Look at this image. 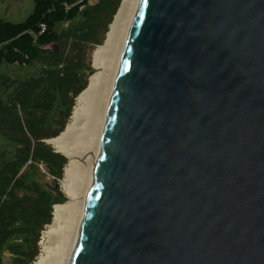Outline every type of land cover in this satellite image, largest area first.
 I'll list each match as a JSON object with an SVG mask.
<instances>
[{"label":"water","instance_id":"obj_1","mask_svg":"<svg viewBox=\"0 0 264 264\" xmlns=\"http://www.w3.org/2000/svg\"><path fill=\"white\" fill-rule=\"evenodd\" d=\"M69 264H264V0H139Z\"/></svg>","mask_w":264,"mask_h":264},{"label":"trees","instance_id":"obj_2","mask_svg":"<svg viewBox=\"0 0 264 264\" xmlns=\"http://www.w3.org/2000/svg\"><path fill=\"white\" fill-rule=\"evenodd\" d=\"M122 2L15 0L0 12V264L36 261L40 232L67 199L56 183L68 160L46 140L64 131L94 72L88 51Z\"/></svg>","mask_w":264,"mask_h":264},{"label":"bare ground","instance_id":"obj_3","mask_svg":"<svg viewBox=\"0 0 264 264\" xmlns=\"http://www.w3.org/2000/svg\"><path fill=\"white\" fill-rule=\"evenodd\" d=\"M138 2L139 0H123L105 44L95 54V60L104 67V74L92 77L87 88L77 98L65 130L58 138L49 141L69 159L64 171V182L71 201L54 207L53 221L44 232L42 250L34 264L70 263L92 182L112 84L119 67L127 29Z\"/></svg>","mask_w":264,"mask_h":264},{"label":"rangeland","instance_id":"obj_4","mask_svg":"<svg viewBox=\"0 0 264 264\" xmlns=\"http://www.w3.org/2000/svg\"><path fill=\"white\" fill-rule=\"evenodd\" d=\"M9 1H11V2H14L15 0H0V12H2L3 11V9H4V7H5V5L9 2ZM91 1H95V0H91ZM21 5H27V0H22V3H21ZM115 19V18H114ZM114 21V20H113ZM112 25V24H111ZM106 38H107V36H106ZM106 41V40H105ZM102 44V43H101ZM104 44H105V42H104ZM103 44V45H104ZM100 45V44H99ZM102 45V46H103ZM102 46H100V47H102ZM100 47H98V45L97 46H94V47H92V48H90L89 49V51H88V59H89V62H90V64H91V66L94 68V72H93V74L91 75V77H89V79H88V83H89V81L92 79V77L93 76H95V75H97V74H100V73H103L104 74V67L101 65V64H99L96 60H95V54L97 53V51L99 50V48ZM96 61V62H95ZM76 102H77V99L75 100V105H76ZM74 108H75V106H74ZM74 108H73V111H74ZM73 111H72V114H73ZM72 116V115H71ZM70 120H71V117L69 118V120L67 121V124H66V126L69 124V122H70ZM65 130V129H64ZM59 137V136H58ZM57 137V138H58ZM51 141V140H50ZM47 144H49L55 151H57V152H60V153H63L62 151H60L59 149H57L52 143H50L49 142V140L46 142ZM64 154V153H63ZM67 162H68V164H69V159L67 158ZM67 164V163H66ZM67 164V165H68ZM66 166V165H65ZM67 167V166H66ZM66 167H64V171H65V168ZM48 178V177H47ZM51 178V177H50ZM49 178V179H50ZM65 181V172H64V174H63V177L56 183V185L57 186H59L60 187V189L64 192V194L66 195V201H65V203L64 204H62V205H65V204H67L68 202H70L71 201V199H70V193L68 192V188L66 187V181ZM59 206V205H58ZM53 217H54V209H53ZM52 221H53V218H52ZM63 221H65V218L63 219ZM47 226V225H46ZM44 227V230H42L41 232H40V237H39V240H38V245H39V254H40V252H41V250H42V246H41V244H42V242H43V239H42V237H43V235H44V232L46 231V229H47V227ZM42 241V242H41ZM37 256H39V255H37ZM36 258H38V257H36ZM35 258V259H36ZM37 260V259H36ZM34 263H35V261H33ZM32 262V264H34Z\"/></svg>","mask_w":264,"mask_h":264}]
</instances>
